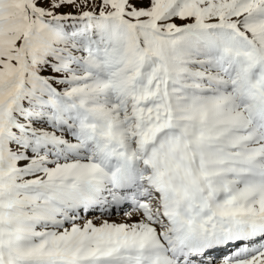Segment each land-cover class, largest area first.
<instances>
[{"label": "snow or ice", "instance_id": "1", "mask_svg": "<svg viewBox=\"0 0 264 264\" xmlns=\"http://www.w3.org/2000/svg\"><path fill=\"white\" fill-rule=\"evenodd\" d=\"M0 264H264V0H0Z\"/></svg>", "mask_w": 264, "mask_h": 264}]
</instances>
